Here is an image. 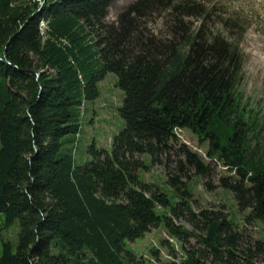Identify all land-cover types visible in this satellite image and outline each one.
I'll return each mask as SVG.
<instances>
[{
    "label": "trees",
    "instance_id": "obj_1",
    "mask_svg": "<svg viewBox=\"0 0 264 264\" xmlns=\"http://www.w3.org/2000/svg\"><path fill=\"white\" fill-rule=\"evenodd\" d=\"M113 1L0 0V214L5 227L19 222L15 248L1 243L0 264H148L126 242L161 222L169 235L202 245L183 264H205V254L209 264H264V240L238 230L222 210L191 208L182 179L193 169L211 188V170L175 135L187 129L205 141L226 173L218 186L232 192L240 211L249 209L245 223L264 222V148L258 139L250 144L235 99L238 44L212 29V11L194 2L165 0L176 17L162 40L140 19L164 0H138L107 23ZM187 10L199 18L193 29L178 16ZM234 21L224 24L232 29ZM107 72L124 93V126L110 152L91 144V159L77 165L74 147L63 150L61 139L77 135L73 108L82 110V96L97 97ZM135 154L163 164L180 194L174 205L139 179L143 161ZM166 207L169 213L158 212ZM180 218L201 234L175 224Z\"/></svg>",
    "mask_w": 264,
    "mask_h": 264
},
{
    "label": "rangeland",
    "instance_id": "obj_2",
    "mask_svg": "<svg viewBox=\"0 0 264 264\" xmlns=\"http://www.w3.org/2000/svg\"><path fill=\"white\" fill-rule=\"evenodd\" d=\"M25 3L28 0H23ZM38 4L41 3V0ZM138 0H114L108 8L105 21L116 22L120 13ZM182 1V0H175ZM196 5H202L210 9L209 25L215 31L227 38H232L238 44L242 53L241 79L236 87L235 99L239 105V113L250 125L249 137L251 145L258 139L264 148V0H188ZM183 21L192 29L199 24V18L187 10L181 12ZM176 13L171 11L166 1L156 3L140 19L143 29L162 40L168 39L170 29L175 20ZM235 20L236 27L225 26L224 20ZM42 24V25H41ZM44 23H40L41 29ZM93 51L96 47H91ZM93 65L100 68L97 55H93ZM117 77L112 72H107L97 81L98 95L93 100H86L82 96V110L73 108V121L79 125L78 133L67 134L62 137V149L69 150L74 147V163L79 165L91 159L88 148L93 144L96 148H103L110 152L113 136L124 126V120L119 114V108L123 102L124 93L117 84ZM175 135L179 143L186 144L192 151L201 156L208 163L211 174V188L204 184L205 179L195 175L193 169L189 171L186 188L191 193L189 203L196 212L201 208L222 210L233 222L238 230H245L253 239L264 240V222L256 221L245 223L244 217L249 209L240 211L232 192L218 186V178L226 174L221 165L207 155V143L200 141L197 135L187 129H176ZM76 138L74 144L72 140ZM134 158L143 161V166L138 169L139 179L145 183L156 185L165 193L171 205L180 198V194L166 181L167 175L163 164H152L147 154L134 155ZM164 161V158H163ZM170 165H174L173 157H170ZM159 213H169V207L159 208ZM175 224L191 230L194 234H201L200 229H195L187 220L173 219ZM19 222L15 220L8 227L4 226V217L0 214V253L2 241H9L15 248ZM126 247L131 249L137 257L143 258L148 264H183V260L190 254L201 255L202 245L195 237H190L187 242L167 233L161 222L152 227L142 238L127 241ZM154 252H157L156 254ZM200 258L201 262L209 264L211 257L205 254Z\"/></svg>",
    "mask_w": 264,
    "mask_h": 264
},
{
    "label": "bare ground",
    "instance_id": "obj_3",
    "mask_svg": "<svg viewBox=\"0 0 264 264\" xmlns=\"http://www.w3.org/2000/svg\"><path fill=\"white\" fill-rule=\"evenodd\" d=\"M42 25V24H41ZM44 27V26H43Z\"/></svg>",
    "mask_w": 264,
    "mask_h": 264
}]
</instances>
